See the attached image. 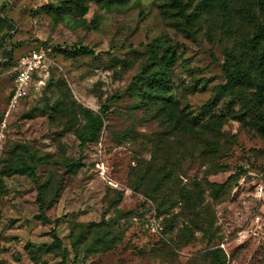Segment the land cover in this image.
<instances>
[{"label":"rangeland","instance_id":"rangeland-1","mask_svg":"<svg viewBox=\"0 0 264 264\" xmlns=\"http://www.w3.org/2000/svg\"><path fill=\"white\" fill-rule=\"evenodd\" d=\"M164 1L0 0V117L12 88L7 57L15 61L38 48L50 50L28 96L6 121V142L24 146L34 176L0 178V264H62L46 251L54 236L75 264H206L203 255L213 250H220L223 264H264V140L247 110L255 84L247 76L233 95L215 100L226 84L225 61L228 55L238 59L251 28L220 33L218 16L200 12L202 0H191L188 13L197 15L194 33L186 37L161 15ZM166 49L167 58L172 52L175 58L165 75L179 109L221 118L231 139L220 161L224 172L209 175L197 155L175 170L173 183L202 184L215 233L211 243L200 232L186 243L180 218L166 233L164 217L144 195L153 152L163 156L175 141L140 98L137 81L155 70L152 64ZM104 110L100 132L87 140L86 126ZM69 162L75 165L66 174ZM61 180L58 199L46 212L55 223H42L37 190L47 203ZM206 183H225L229 193L214 203ZM102 223L118 240L88 254L80 246L74 259L72 228L76 236L81 226Z\"/></svg>","mask_w":264,"mask_h":264},{"label":"trees","instance_id":"trees-1","mask_svg":"<svg viewBox=\"0 0 264 264\" xmlns=\"http://www.w3.org/2000/svg\"><path fill=\"white\" fill-rule=\"evenodd\" d=\"M190 2L191 0H186V2L184 0H166L158 7L164 19L170 21L174 29L186 37L193 35L197 15L196 12L188 13ZM204 9L207 13L218 16L216 29L220 33L237 35L240 33V29L251 28L247 33L249 37L246 40L247 43H243V50L239 51L238 59L228 55L223 66L226 84L216 93L215 100L222 93L229 92L233 95L235 87H238L248 76V81L254 83L255 86L247 110L254 112L256 130L264 140V112L262 110L264 103V0H202L199 11ZM231 26H235L236 30H232ZM167 53L169 50H164L152 64L155 70L152 69L153 71L151 70L152 72L149 74H143L137 81L140 98L150 109L157 111L155 119L169 130L167 136L172 137L175 141L174 145L169 146L172 149L167 150L163 156L159 150L153 152L152 158L146 166L150 191L144 192V195L156 204L157 215L164 217L166 233L173 230L176 219L180 218L183 225L180 234L186 243L193 240L194 232L202 233L209 242L215 233L208 210L209 204L204 203L205 192L202 184L194 182L192 187L186 188L173 183L175 170L180 162L197 155L202 166L208 169L209 175L224 172L226 168L220 164V161L227 154L231 139L222 132L221 118L203 119L194 116L191 112L179 109L178 101L170 96L168 78L165 75L166 69L175 63V58L173 52V56L167 58ZM15 61H11V56H8L5 63L11 65L13 70ZM245 63L252 66L242 67ZM249 68H253L252 73L247 71ZM1 120L2 116L0 122ZM104 120L105 110L99 116L93 117V121L86 126L87 140L96 137ZM25 153L27 151L24 146L20 144L9 146L5 140L0 161V178L13 175L34 176L33 169L26 164ZM155 163H159V166L152 170ZM74 165L72 162L65 165L66 174L71 171ZM62 181L58 183L52 200L47 203L43 202L42 193L37 190V218L42 223H55L51 217L46 215V212L58 199ZM172 183L174 190H172ZM206 185L214 203L222 202L229 193L225 183H206ZM176 208L179 211L178 214L165 218L171 210ZM80 230L76 236L72 234L73 228L71 231L70 239L75 254L74 259L79 256L80 246L84 247L82 252L88 254L91 249L97 247L107 250L118 240L114 230L103 223L83 225ZM46 251L59 255L62 264H75V261H68L67 251L62 249L56 236L53 238L52 248L47 247ZM203 256L206 258V264H223L220 250L210 251Z\"/></svg>","mask_w":264,"mask_h":264},{"label":"built area","instance_id":"built-area-1","mask_svg":"<svg viewBox=\"0 0 264 264\" xmlns=\"http://www.w3.org/2000/svg\"><path fill=\"white\" fill-rule=\"evenodd\" d=\"M49 57V49L38 48L37 50L21 55L15 61V67L12 70V88L0 122V161L5 141L4 132L7 118L10 112L28 96L30 86L34 81V76L46 66L49 62Z\"/></svg>","mask_w":264,"mask_h":264}]
</instances>
